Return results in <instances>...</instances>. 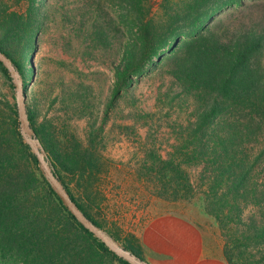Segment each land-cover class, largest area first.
<instances>
[{
	"label": "trees",
	"instance_id": "1",
	"mask_svg": "<svg viewBox=\"0 0 264 264\" xmlns=\"http://www.w3.org/2000/svg\"><path fill=\"white\" fill-rule=\"evenodd\" d=\"M45 1L0 0V51L23 80L31 77V52ZM78 3L86 12L73 24L74 34H68L83 33L98 46L119 48L101 125L90 124L85 141L61 144L50 125L38 121L34 106H26L35 139L72 200L102 227L65 178L76 177L97 190L92 181L99 172L96 147L104 139L107 118L139 77L163 67L182 101L190 102L191 113L173 122L165 115L155 118V112L136 114L137 128L158 122L174 136L167 151L154 142L145 147L135 171L162 199L200 194L205 212L224 232L228 264H264V0H160L159 11L153 0ZM221 11L224 19L216 17ZM0 73L12 81L1 61ZM10 113L9 120L0 113V264H132L67 209L33 148L23 141L16 104ZM248 208L259 210L258 215L245 218ZM233 223L236 231L227 233ZM111 234L124 251L147 263L134 239L121 241ZM249 246L260 247L255 261L244 254Z\"/></svg>",
	"mask_w": 264,
	"mask_h": 264
},
{
	"label": "rangeland",
	"instance_id": "2",
	"mask_svg": "<svg viewBox=\"0 0 264 264\" xmlns=\"http://www.w3.org/2000/svg\"><path fill=\"white\" fill-rule=\"evenodd\" d=\"M159 1L153 0L156 11H159ZM78 2L46 0L43 3L42 26L31 52V77L23 80L18 75L23 85L26 81V106L33 105L38 121L49 124L52 135L67 145L74 143V138L85 141L87 132L92 129L90 124L101 125L104 104L114 80L113 68L119 59V48L115 44L102 47L92 43L83 33L68 34H74L73 24L80 21L81 13L86 12V7ZM216 17L224 19V12H219ZM233 21L234 17H231L230 23ZM24 61L28 67V56ZM158 68L139 77L132 85L130 95L119 100L116 110L105 122L104 139L96 147L99 172L92 180L96 179L97 190L88 188L87 182L76 177L66 176V182L76 198L100 222L102 227L99 228L119 246L120 241H116L111 233L118 234L121 241L129 238L141 245L144 226L151 218L165 212L184 214L206 233L220 238L223 246L224 232L205 212L200 194L178 201L162 199L153 194L154 188L135 171L136 159L142 156L145 147L154 142L156 147L167 151L174 136L165 125L157 127L158 122H148L137 128L133 121L136 114L155 112V118L165 115L173 122L177 115L186 117L191 113L190 102L182 101L173 78L165 68ZM16 101L13 77L10 82L0 73V113L7 120ZM20 131L22 134V128ZM29 134L32 135V131L26 132ZM23 141L28 143L24 137ZM35 142L40 146L38 140ZM29 166L34 168L32 164ZM39 167L45 173L40 163ZM196 173L197 170H191V174ZM192 177L194 179V175ZM258 213L256 208H248L244 217ZM235 231L233 223L227 233ZM254 247L249 246L244 252L250 261H255L261 251L260 247Z\"/></svg>",
	"mask_w": 264,
	"mask_h": 264
},
{
	"label": "crops",
	"instance_id": "3",
	"mask_svg": "<svg viewBox=\"0 0 264 264\" xmlns=\"http://www.w3.org/2000/svg\"><path fill=\"white\" fill-rule=\"evenodd\" d=\"M140 240L148 264H228L220 238L178 212L151 218Z\"/></svg>",
	"mask_w": 264,
	"mask_h": 264
},
{
	"label": "water",
	"instance_id": "4",
	"mask_svg": "<svg viewBox=\"0 0 264 264\" xmlns=\"http://www.w3.org/2000/svg\"><path fill=\"white\" fill-rule=\"evenodd\" d=\"M0 61L4 64V66L8 69L11 77H13V81L16 86V106L18 112L19 123H21L22 128V135L24 139L32 146L33 151L37 157L38 162L42 169H44L48 179L52 183L53 187L58 192L63 203L66 205L67 209L74 215L78 221L87 228L90 232L93 233L95 237L100 239L108 248L109 250L115 252L118 256L124 258L125 260L129 261L132 264H145L142 261H139L134 256L129 254L128 252L124 251L121 246L117 245L113 240H111L98 226L90 221V219L84 215V213L78 208L76 203L72 200L68 192L66 191L63 184L60 182L56 174L54 173L53 169L48 165V162L45 158L43 153V149L41 146L36 144L34 133L30 128V124L28 123L27 119V112H26V92L24 85L18 77V74L13 66L11 60L7 57L6 54L0 51ZM27 131H32V135H26ZM38 143V142H37Z\"/></svg>",
	"mask_w": 264,
	"mask_h": 264
}]
</instances>
